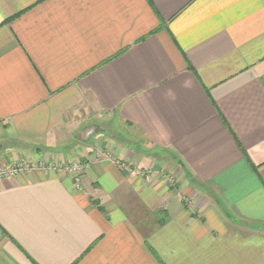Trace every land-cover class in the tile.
<instances>
[{
	"label": "crops",
	"instance_id": "obj_1",
	"mask_svg": "<svg viewBox=\"0 0 264 264\" xmlns=\"http://www.w3.org/2000/svg\"><path fill=\"white\" fill-rule=\"evenodd\" d=\"M20 162L0 264H264V0H0Z\"/></svg>",
	"mask_w": 264,
	"mask_h": 264
},
{
	"label": "rangeland",
	"instance_id": "obj_2",
	"mask_svg": "<svg viewBox=\"0 0 264 264\" xmlns=\"http://www.w3.org/2000/svg\"><path fill=\"white\" fill-rule=\"evenodd\" d=\"M113 123H111L110 124V129H109V127H107L108 125L106 124V125H101V123L99 124V126H95V125H90L89 126V128H90V130H89V134L87 135H84L83 136V138L81 137V135L80 134H78V135H76L75 136V140H76V144H86V143H89L91 146H89V147H93V146H95L97 143V139H98V141H99V138L101 139L102 137H100V136H105V137H109L110 139H113V140H116V141H118L119 139L121 140V142H127L126 141V139L125 140H123L124 139V135L120 132V130L118 129V128H120L119 126H118V123H117V120L115 119V120H113L112 121ZM87 125H85L84 127H86ZM92 126V127H91ZM103 126H105L106 127V131H104L103 130ZM84 127H82V129L84 128ZM104 127V128H105ZM98 130H102V131H104V132H102L99 136L98 135H96L97 134V132H98ZM116 130H118V132L116 131ZM123 140V141H122ZM94 152H96V151H94ZM102 153V151L101 150H99L96 154H98V153ZM97 156V155H96Z\"/></svg>",
	"mask_w": 264,
	"mask_h": 264
},
{
	"label": "built area",
	"instance_id": "obj_3",
	"mask_svg": "<svg viewBox=\"0 0 264 264\" xmlns=\"http://www.w3.org/2000/svg\"><path fill=\"white\" fill-rule=\"evenodd\" d=\"M37 168V167H36ZM30 170V166L25 162H20L12 166L8 167H0V180H4L7 178H13L17 174L21 172H27ZM68 171H70L74 175V179L76 182H79V175L83 171V166L81 164H75L68 167ZM169 182H173V179L167 178Z\"/></svg>",
	"mask_w": 264,
	"mask_h": 264
},
{
	"label": "water",
	"instance_id": "obj_4",
	"mask_svg": "<svg viewBox=\"0 0 264 264\" xmlns=\"http://www.w3.org/2000/svg\"><path fill=\"white\" fill-rule=\"evenodd\" d=\"M89 130H90V128L84 129V130L81 132V134H80L81 137L83 138L84 135H86V134L88 135V134H89Z\"/></svg>",
	"mask_w": 264,
	"mask_h": 264
}]
</instances>
